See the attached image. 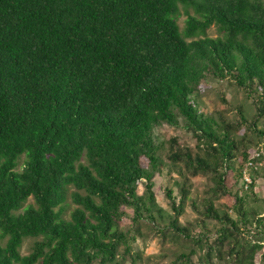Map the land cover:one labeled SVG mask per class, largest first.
Here are the masks:
<instances>
[{"label":"trees","instance_id":"1","mask_svg":"<svg viewBox=\"0 0 264 264\" xmlns=\"http://www.w3.org/2000/svg\"><path fill=\"white\" fill-rule=\"evenodd\" d=\"M210 77L245 92L254 123L241 108L232 123L200 112ZM180 117L196 144L167 143L169 168H182L184 182L179 203L167 192L166 228L194 248L173 264H193L197 249L201 264H264V216L249 206L264 158V2L0 0V264H119L142 222L165 220L154 192L164 145L154 130ZM244 125L258 144L238 137ZM257 145L253 183L240 186ZM198 176L209 179L206 197L191 203L196 225L181 226ZM223 197L234 200L230 210L217 207ZM126 209L133 232L121 230Z\"/></svg>","mask_w":264,"mask_h":264},{"label":"rangeland","instance_id":"2","mask_svg":"<svg viewBox=\"0 0 264 264\" xmlns=\"http://www.w3.org/2000/svg\"><path fill=\"white\" fill-rule=\"evenodd\" d=\"M264 2V0H261ZM186 16H182L179 20V25L181 29L185 26ZM208 35L212 38L218 37V32L216 28H211ZM224 97L229 107L222 104L221 99ZM197 101L200 112L205 116H212L217 118L218 113L223 112L230 121L236 122L240 118V113L238 108H241L245 118L252 123L258 118L256 106L251 101L246 99V94L244 91L236 87L230 80H220L217 78H212L208 80L207 84L202 85V88L197 94ZM184 118H179V124L177 126L162 125L154 130V139L157 144H163L164 148L159 152L162 158L163 165L160 167V172L154 175L155 183V198L156 203L159 208L164 212L165 220L159 221V225L153 226L149 222H142L140 224L141 236L137 237L136 241L132 243L130 250L126 251L124 247L120 248L117 261L119 264H173L176 260L183 254L189 253L191 248H194L191 244H186L182 240L176 238L174 233L167 229L168 219L174 216V212L170 206L171 199L168 198L167 192L171 191L172 196L177 198L179 203V191L183 185V178L180 177L179 172H182V168L175 167L169 168L170 161L168 160V141L172 138H179L180 144L188 145L192 148L195 146V139L192 134L186 128ZM257 131L263 129L262 120L258 123ZM248 133L249 139L258 144L260 142L257 137L253 126L244 125L239 132L240 135ZM262 145V144H261ZM260 145V146H261ZM260 146L252 148V156H255V152L259 150ZM171 170V172H170ZM253 178L255 181V189L251 197L250 204L252 208H255L258 213L264 216V158L257 163L255 170L253 171ZM208 177L198 176L196 178L189 179V199L186 202L184 214L180 217L179 223L181 226H186L189 223L196 225L198 220V215L191 208V203L193 201L197 202L199 205L200 201L206 197V190L208 189L209 182ZM243 181L241 179L240 186H243ZM245 186V185H244ZM140 193L145 191V182L141 183L139 186ZM256 198V199H255ZM234 200L231 197L221 198L216 202V205L221 210L227 211L233 205ZM29 203H32L30 201ZM69 213L66 218L69 219L70 212L73 211L76 206L69 201ZM250 206V207H251ZM127 217L120 224L121 230L127 232L132 229V217L133 212L130 209L125 210ZM206 227L208 228L209 234H215L216 224L212 222H206ZM162 230V232H160ZM133 232V230H131ZM201 231L195 227V232ZM207 236V237H208ZM34 241L28 239L24 242L21 249V254L26 256L31 253ZM227 252L226 250L224 251ZM203 252L196 250V256L193 258V264H201V257H203ZM216 264H238V262L229 261L226 258L225 262L216 261Z\"/></svg>","mask_w":264,"mask_h":264},{"label":"built area","instance_id":"3","mask_svg":"<svg viewBox=\"0 0 264 264\" xmlns=\"http://www.w3.org/2000/svg\"><path fill=\"white\" fill-rule=\"evenodd\" d=\"M261 155L260 152H256L255 156L251 158V160L247 163V165L245 166L244 170H243V175H242V180H243V183L246 187H248L249 185H251L253 183V180L251 178V175H250V171L251 169L254 167V160L259 158Z\"/></svg>","mask_w":264,"mask_h":264}]
</instances>
